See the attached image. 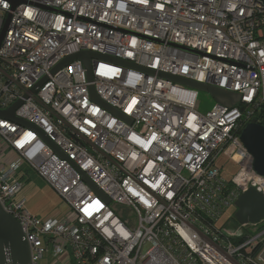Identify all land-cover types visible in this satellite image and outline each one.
Returning a JSON list of instances; mask_svg holds the SVG:
<instances>
[{
    "label": "built area",
    "instance_id": "built-area-1",
    "mask_svg": "<svg viewBox=\"0 0 264 264\" xmlns=\"http://www.w3.org/2000/svg\"><path fill=\"white\" fill-rule=\"evenodd\" d=\"M8 18L0 111L19 106L18 121L0 115V204L30 264L49 253L67 264H264V222L217 224L243 192L264 195L231 136L264 121V0H0V33ZM81 51L134 66L92 58V79L81 60L56 70ZM162 73L240 102L201 113L198 90ZM220 155L238 165L231 179ZM29 173L58 193L62 217L27 209Z\"/></svg>",
    "mask_w": 264,
    "mask_h": 264
},
{
    "label": "water",
    "instance_id": "water-1",
    "mask_svg": "<svg viewBox=\"0 0 264 264\" xmlns=\"http://www.w3.org/2000/svg\"><path fill=\"white\" fill-rule=\"evenodd\" d=\"M9 21L10 18H8L3 30L0 33V45L3 42L5 31L7 29ZM92 58L108 59L121 64L134 66L132 64H129L125 60H116L113 58H108L96 52L81 51L65 58L56 67V70L66 65L70 61L81 60L85 63L86 68L88 69V77L92 79ZM161 75L178 83H184L195 88L198 87L209 91L213 94V96L217 99L219 103L233 106L228 102H231L236 99L238 101L240 100V95L238 93L228 92L217 86L206 85L201 82L189 80L182 76H174L172 74L167 73H162ZM93 96L95 99L100 101L98 96L94 94V92ZM18 105L19 102H17L15 105H13L10 109L6 111H0V115L18 121L14 114V111ZM111 110L114 111V109ZM241 140L247 150L254 157L255 170L259 174L264 175V125L259 123L257 119H252L242 130ZM98 193L102 194L101 191H98ZM235 206L237 210L235 212L234 217L238 223L258 224L264 221V195L256 191L254 188H250L247 191L243 192L237 199ZM30 258V246L24 238V233L22 231L20 223L15 220L11 215L7 214L0 204V264H30Z\"/></svg>",
    "mask_w": 264,
    "mask_h": 264
},
{
    "label": "rangeland",
    "instance_id": "rangeland-1",
    "mask_svg": "<svg viewBox=\"0 0 264 264\" xmlns=\"http://www.w3.org/2000/svg\"><path fill=\"white\" fill-rule=\"evenodd\" d=\"M184 85L187 88L193 87L186 84ZM195 89L198 90L199 111L201 113L211 111L213 106L218 102L217 99L209 91L198 87ZM239 102L240 100L238 101L236 99L228 103L237 105ZM217 162L218 166L223 169V175L228 179H231L238 171V165L226 156L220 155ZM24 193L27 198L26 207L33 214L39 215L43 218H53L62 217L67 212L68 207L58 193L37 174H33L31 180L26 181ZM236 210L237 208L235 205L229 207L218 220L217 224H227L231 228H236L238 225L234 217ZM261 223L262 222L259 224Z\"/></svg>",
    "mask_w": 264,
    "mask_h": 264
},
{
    "label": "crops",
    "instance_id": "crops-1",
    "mask_svg": "<svg viewBox=\"0 0 264 264\" xmlns=\"http://www.w3.org/2000/svg\"><path fill=\"white\" fill-rule=\"evenodd\" d=\"M29 174H30V173H29ZM32 175H33V173L30 174V176H29V181L31 180ZM25 186H26V184H25ZM24 189H25V187H24ZM24 189H23V192H22V193L25 195V193H24ZM25 197H26V195H25ZM35 215H36V214H35ZM38 216H39V215H38ZM57 218H60V217H57ZM66 261H67V260H65V259H63V258H61V259H59V260H56V259L52 256L51 253H49V254L44 258V263H45V264H67Z\"/></svg>",
    "mask_w": 264,
    "mask_h": 264
},
{
    "label": "bare ground",
    "instance_id": "bare-ground-1",
    "mask_svg": "<svg viewBox=\"0 0 264 264\" xmlns=\"http://www.w3.org/2000/svg\"><path fill=\"white\" fill-rule=\"evenodd\" d=\"M45 54H49L50 53V50H49V48H45L44 49V51H43ZM79 53V52H78ZM76 54V53H75ZM83 62V61H82ZM70 62H68L67 64H69ZM168 74V73H167ZM164 77V76H163ZM166 78V77H165ZM181 84V87H182V89H184V90H187V89H190V88H187L185 85H184V83H180ZM206 85H210V84H206ZM211 86H215V85H211ZM220 88V87H219ZM223 89V88H222ZM225 90V89H224ZM233 106H235V105H233ZM263 115H264V109H263ZM242 133V131L241 130H239L238 128H233L232 129V131H231V136H233V137H235L236 135H238V134H241ZM29 180V178L26 180V181H28ZM25 184H26V182H25Z\"/></svg>",
    "mask_w": 264,
    "mask_h": 264
},
{
    "label": "trees",
    "instance_id": "trees-1",
    "mask_svg": "<svg viewBox=\"0 0 264 264\" xmlns=\"http://www.w3.org/2000/svg\"><path fill=\"white\" fill-rule=\"evenodd\" d=\"M249 122H250V121H245L242 127H244V128H245V127H246V125H247ZM258 122L264 125V121H263V120H261V121H258ZM244 128H243V129H244Z\"/></svg>",
    "mask_w": 264,
    "mask_h": 264
}]
</instances>
